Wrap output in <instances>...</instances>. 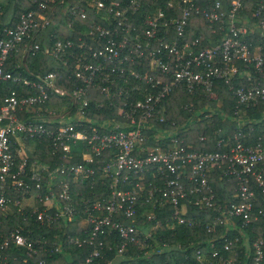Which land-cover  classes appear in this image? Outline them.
Returning a JSON list of instances; mask_svg holds the SVG:
<instances>
[{"label":"built area","instance_id":"obj_1","mask_svg":"<svg viewBox=\"0 0 264 264\" xmlns=\"http://www.w3.org/2000/svg\"><path fill=\"white\" fill-rule=\"evenodd\" d=\"M243 2L228 0L225 7L223 0H168L167 9H161L149 8L143 0H32L34 8L21 12L15 26L3 28L0 37V82L24 87L18 93L10 91L0 104V218L14 210L23 219L33 217L40 226L51 228L59 222L72 223L81 211L82 236L62 237L66 245L91 248L77 264L101 259L105 240L113 234L117 256L129 245H141L154 234L155 211L167 207L171 209L164 219L167 226L202 224L213 234L218 227L235 228L234 218L240 219L241 227L252 224L257 219L252 212L255 191L264 196V134L250 140L245 133L248 123L235 120L234 131L215 142L220 151L198 152L177 135L176 131H185L184 125L158 126L165 121L161 101L178 90L201 92L215 100L213 86L222 82L235 99L232 116L241 107L264 103L260 78L264 77V3L256 4L253 22L243 17ZM191 16H201L211 33H220L216 43L183 38ZM53 17L66 22L69 30L77 22L79 29L70 40L49 35L51 47L40 49L36 42L40 33L57 27ZM254 34L259 36L255 45ZM41 51L65 69L66 79L73 83L68 91L56 86L53 72L28 80L21 73L3 71L12 53L34 56ZM20 67L23 64L14 69ZM235 76L242 81L236 87ZM90 91L105 100L92 103L93 109L113 110L114 118L91 120ZM50 99L53 105L44 107ZM190 106L183 109L190 111ZM259 125L264 127V114ZM32 139L46 140L52 156L59 153L62 160L78 156L80 163L50 169L30 160L32 145L25 142ZM198 140L205 141L203 136ZM72 147L80 151L72 154ZM213 174L232 182L227 205L216 203ZM71 184L88 185L89 197L80 196L75 202ZM144 206L147 211L142 212ZM139 211L143 220L153 222L149 227L153 233L142 240L132 224ZM21 230L0 233V264H53L47 256L60 252L56 243L48 254L44 240H32ZM236 240H226L223 251ZM212 241L207 252L195 251V261L233 264L231 258L219 255ZM263 245L262 240L251 244L250 264H262Z\"/></svg>","mask_w":264,"mask_h":264},{"label":"trees","instance_id":"obj_2","mask_svg":"<svg viewBox=\"0 0 264 264\" xmlns=\"http://www.w3.org/2000/svg\"><path fill=\"white\" fill-rule=\"evenodd\" d=\"M32 0H6L4 5L0 6V37L3 28L9 26H15L17 23L18 16L24 10H30L34 8L31 5ZM123 3L124 0H118ZM168 0H143V4L149 8H166V2ZM175 2V0H172ZM227 1L223 0V5L227 7ZM72 2V0H70ZM258 2L264 3V0H244L242 15L247 20L255 21L251 18V13L256 7ZM166 12V10H165ZM59 15L55 14L57 18L60 17L61 11H58ZM167 13V12H166ZM177 14V11L175 12ZM53 17L51 20L56 22L57 27L49 26L46 30L42 31L37 38L36 42L40 45V49L43 47L49 48L52 44V38L49 35L54 36V39L65 41L67 39H73L76 35L79 24L74 22L73 29L69 30L66 28L63 20H58ZM56 30V32H55ZM209 24L201 16H191L188 21V26L184 34L185 39L200 38L204 44L208 42L216 43L219 39L220 33L215 31L210 32ZM259 39L258 35H254L253 41ZM261 45H264V37L261 39ZM257 43V42H256ZM22 58L19 59V56ZM262 54H264L262 52ZM3 71H11L21 73V75L28 80H34L36 76H44L47 73H55L57 75L56 86L62 90L68 91L70 86L73 84L72 81L67 80V72L63 69L58 62L52 59L48 55H44L41 52L36 53L34 56L29 54H23L21 52L12 53L7 59ZM23 64V68L14 69L15 65ZM241 64V63H239ZM242 65H238L241 69ZM236 76L232 81V85L236 87L241 84L242 81L237 82ZM261 78L262 85L264 86V77ZM24 90V87L20 84H13L10 81L0 82V104L3 97L10 91L19 92ZM29 91L28 93H31ZM213 92L215 93V100L207 98L201 92L195 94H188L185 90H178L173 92L170 96L166 97L161 101V107L164 111L165 121L158 126L160 128H174L171 123H174L177 128L181 125L185 126V131H176L178 136H183L187 143H189L191 150L198 152H215L220 151L219 148L215 147V142L225 136H229L235 129V120H241L246 122L245 133L250 134V140L259 135L264 134V127L259 125V120L264 114V103H257L252 108L241 107L240 113L237 116H232V109L235 106V99L231 95L229 87L222 82H217L213 86ZM91 104L89 105L88 116L91 120H110L115 117V111H102L101 109L94 110L92 103L105 102L104 98L97 94L95 91H90ZM18 95V94H17ZM19 96V95H18ZM53 101L50 99L44 107L53 105ZM65 103L62 101L61 104ZM59 104V102H57ZM188 108L183 109L184 105H189ZM208 116L209 118H203ZM19 119H23L24 115L19 113L17 115ZM191 122L189 123V119ZM239 118V119H238ZM252 130L250 131V128ZM203 136V142H200L199 137ZM249 141V140H248ZM249 143V142H248ZM32 145V154H29V159H35L40 162H44L49 165L50 169L54 165H76L80 163V157L74 156L69 160H62L60 154L54 156L51 155L50 148L47 146V142L44 139L26 141L25 146ZM80 149L73 148L72 154H76ZM213 180V191L215 193V200L217 204L227 205L231 201V195L233 193L232 182L225 178L212 175ZM93 186V192L96 190ZM90 189L86 184H71V196L75 202L80 196L87 198L89 197ZM12 197H19V193H11ZM255 202L253 204V214L257 216V219L252 224L246 227L240 226V219H232L235 228L229 229L228 227H218L216 232L211 234L206 231L205 227L201 224L198 226L185 227L176 226L169 224L168 226L164 223L165 217L169 216L171 212L170 208L164 209L162 212L155 211L157 226L154 234L147 239L143 237L147 234V230L152 226L153 222H146L140 217V211L136 217L134 224L140 232V239L143 241L141 245H129L125 248V251L117 256L116 247L118 245L117 237L113 234L105 240V245L101 251L102 258L95 260L93 264H198L195 261V251L201 250L200 252L205 253L210 250V241L213 240L215 250L219 252V255L223 258H229L233 251L238 252L240 260L245 264H250L251 257V244L256 240L264 241V196L255 191ZM96 194H93L91 199L96 198ZM147 211V207L141 209ZM261 211V214L257 213ZM25 216V215H24ZM125 224L131 222L127 219L121 220ZM84 215L81 211L76 214L75 219L72 223L63 224L61 222L56 223L51 228L46 226H40L34 222L33 217L25 216L23 219L18 213L12 211L10 216L6 218H0V233H5L11 228L21 227L20 233L28 238L41 239L45 241V249L47 253L53 249V243L60 248V252L53 253L48 257V261L53 264H77L86 257L91 251L90 247L85 244L81 248H76L72 245H66L62 242V237L65 235L81 237L80 226L84 225ZM241 232V237H240ZM63 235V236H62ZM233 238H237L236 242L232 243L229 251H223V245L225 241H233ZM59 239V241H58ZM248 248L247 257H244V245ZM144 246V248H143ZM110 247V251L107 248ZM46 258V257H45ZM47 259V258H46ZM234 263V264H239ZM264 264V245H263V262Z\"/></svg>","mask_w":264,"mask_h":264},{"label":"crops","instance_id":"obj_3","mask_svg":"<svg viewBox=\"0 0 264 264\" xmlns=\"http://www.w3.org/2000/svg\"><path fill=\"white\" fill-rule=\"evenodd\" d=\"M254 35H258V34H254ZM253 38H254V36H253ZM253 45H255V42H253ZM243 245H244V252H245L244 257H247L248 256L247 252H249V251H248V248L246 247V245L245 244H243ZM229 258H231L233 260V264L238 263V262H240L239 264H245L244 262H242V260H240L238 252H236V251H233Z\"/></svg>","mask_w":264,"mask_h":264},{"label":"rangeland","instance_id":"obj_4","mask_svg":"<svg viewBox=\"0 0 264 264\" xmlns=\"http://www.w3.org/2000/svg\"><path fill=\"white\" fill-rule=\"evenodd\" d=\"M6 2V0H0V6L1 5H4V3ZM22 58V54H21V56H19V59H21ZM58 114V112L56 113V115ZM203 118H209L208 116H206V117H203ZM73 149V147L71 148V150ZM153 233V230H152V228H148V230H147V235L148 234H152ZM143 248H144V246H143ZM109 264H113V263H109Z\"/></svg>","mask_w":264,"mask_h":264}]
</instances>
